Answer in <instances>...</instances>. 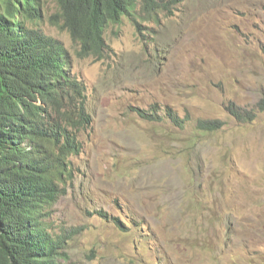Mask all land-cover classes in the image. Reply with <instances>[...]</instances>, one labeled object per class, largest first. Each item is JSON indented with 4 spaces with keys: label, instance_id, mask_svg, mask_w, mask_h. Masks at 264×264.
Here are the masks:
<instances>
[{
    "label": "rangeland",
    "instance_id": "obj_1",
    "mask_svg": "<svg viewBox=\"0 0 264 264\" xmlns=\"http://www.w3.org/2000/svg\"><path fill=\"white\" fill-rule=\"evenodd\" d=\"M41 6L92 117L45 223L69 263L264 264V0H183L142 33L125 17L106 28L104 60L79 59L48 21L55 2ZM214 119L224 123L198 130Z\"/></svg>",
    "mask_w": 264,
    "mask_h": 264
},
{
    "label": "trees",
    "instance_id": "obj_2",
    "mask_svg": "<svg viewBox=\"0 0 264 264\" xmlns=\"http://www.w3.org/2000/svg\"><path fill=\"white\" fill-rule=\"evenodd\" d=\"M53 1L57 10L49 23L69 34L79 59L95 60L112 54L104 35L109 25L126 17L142 33V23H158L161 14L182 3ZM42 19L41 0H0V264H70L65 236H54L45 223L62 195L59 183L69 173V156L80 151L78 132L92 125V117L87 86L74 72L72 54L45 33ZM226 106L239 121L255 118L253 110L239 112L232 102ZM137 113L156 118L145 110ZM223 123L199 120L197 128L211 132ZM96 213L108 217L102 210Z\"/></svg>",
    "mask_w": 264,
    "mask_h": 264
},
{
    "label": "clouds",
    "instance_id": "obj_3",
    "mask_svg": "<svg viewBox=\"0 0 264 264\" xmlns=\"http://www.w3.org/2000/svg\"><path fill=\"white\" fill-rule=\"evenodd\" d=\"M182 2H183V0H182ZM177 8H178V7H177ZM177 8H176V9H177ZM112 53H113V51H112ZM74 72H75V70H74ZM78 77H79V76H78ZM79 78H80V77H79ZM82 80H83V79H82ZM83 81H84V80H83ZM84 82H85V81H84ZM74 155H78V153H77V154H72V155H70L69 158H70L71 156H74ZM68 162L70 163L69 159H68ZM59 184L61 185V182H60Z\"/></svg>",
    "mask_w": 264,
    "mask_h": 264
}]
</instances>
